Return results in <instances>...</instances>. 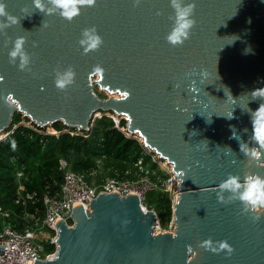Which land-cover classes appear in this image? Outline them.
<instances>
[{
	"label": "water",
	"instance_id": "1",
	"mask_svg": "<svg viewBox=\"0 0 264 264\" xmlns=\"http://www.w3.org/2000/svg\"><path fill=\"white\" fill-rule=\"evenodd\" d=\"M4 3L17 22L0 16V131L17 112L85 129L111 111L177 184L172 232H155V212L136 195L98 193L89 209L73 208L71 225L57 223L55 254L33 264H264V214L220 198L229 175L264 176L253 112L264 108V0H195L196 23L176 45L166 39L171 0H94L71 20L34 0ZM92 27L103 43L85 51L79 41ZM17 37L31 58L25 69L10 62ZM68 68L74 83L61 90L56 74ZM241 142L262 156L249 159Z\"/></svg>",
	"mask_w": 264,
	"mask_h": 264
},
{
	"label": "trees",
	"instance_id": "2",
	"mask_svg": "<svg viewBox=\"0 0 264 264\" xmlns=\"http://www.w3.org/2000/svg\"><path fill=\"white\" fill-rule=\"evenodd\" d=\"M18 121L20 118L12 123ZM52 126L62 128L65 124L58 122ZM120 126H126L125 119L120 120ZM139 158L157 184V188L152 190L153 197L149 199L146 196L145 205L155 210L160 226L165 228L172 219L173 203L163 185L169 173L143 152L138 140L127 137L117 128L111 117L102 115L96 118L91 134L86 137L68 132L42 135L19 125L0 142V208L9 212L8 216L0 215V222L23 230L33 224L32 220L24 217V213H36L42 218V195L54 193L60 186L62 171L59 159L67 161L68 167L82 173L89 181L97 176L93 181L98 183L105 176L134 177ZM26 193H34L33 199H27L24 204L16 201L20 194ZM46 249L53 251L54 245L47 242Z\"/></svg>",
	"mask_w": 264,
	"mask_h": 264
},
{
	"label": "built area",
	"instance_id": "3",
	"mask_svg": "<svg viewBox=\"0 0 264 264\" xmlns=\"http://www.w3.org/2000/svg\"><path fill=\"white\" fill-rule=\"evenodd\" d=\"M101 112L98 117L102 115L109 116L113 119L115 126L119 128L127 137L135 138L140 143V138L137 134L126 132V126H120V120L125 119L123 116L117 115L110 111ZM94 115L87 128L63 126L56 128L53 124L45 126L37 125L35 122L29 121L28 117H22L16 123H10L7 127L0 131V142L6 139L16 127L24 125L35 132L42 135H58L63 132H68L74 135L88 136L91 134L95 119ZM144 153L151 156L152 160L156 162L162 169L169 173L168 179L163 183L165 190L170 194L172 203L177 198V191L173 192L171 185H173L174 176L165 167L166 162L163 163L162 158H157L154 150L140 144ZM137 171L132 178H120L117 176H105L100 182L96 183L93 180L89 181L79 172L73 171L68 167L67 161L59 159V168L62 171V179L59 189L54 193L45 192L42 195L44 204V212L42 218L38 217L36 213H24V217L32 220L33 224L26 226L23 230L15 229L7 222H0V264H33L35 260L46 259L55 254V236L57 232V223L63 220L68 225H71V213L74 207L82 205L85 209H89L90 202L96 197L98 193L117 192V194L136 195L139 197L141 206L144 209H149L145 205L146 193L157 188L149 172L144 168L142 158L136 162ZM128 173V171H126ZM20 176L21 173L18 172ZM23 189V186H20ZM34 193H26L19 195L17 202L21 201L23 204L27 199H33ZM155 212L154 209H151ZM264 214V211H259ZM9 212H3L0 208V215L8 216ZM174 228V226H172ZM47 229L48 231H45ZM154 230L158 232H172L171 230H162L158 215L155 212ZM54 245L53 251H47L46 243Z\"/></svg>",
	"mask_w": 264,
	"mask_h": 264
},
{
	"label": "clouds",
	"instance_id": "4",
	"mask_svg": "<svg viewBox=\"0 0 264 264\" xmlns=\"http://www.w3.org/2000/svg\"><path fill=\"white\" fill-rule=\"evenodd\" d=\"M94 0H34L35 7L48 13L59 12L63 17L71 20L80 12L82 5H91ZM50 5V6H49ZM171 6L175 10V21L171 31L167 34L166 39L173 45L182 44L189 38L191 30L196 23L194 18L195 0H171ZM0 16L6 17L8 22L15 24L17 17L6 11L4 0H0ZM8 27V23H0V30ZM24 38L17 37L13 47L9 51L10 62L15 63L19 59L21 69H25L30 64V55L24 49ZM85 51L96 49L103 43L102 37L96 32L95 27L84 29L82 38L79 41ZM75 72L71 69H65L57 72L55 83L56 86L63 90L74 83ZM257 115L254 119V131L257 136L264 139V108L260 106L254 110ZM230 149V148H229ZM231 150V149H230ZM240 150L249 159H257L262 156L260 151L255 149L249 150L244 142L240 143ZM232 151V150H231ZM224 192L232 195L225 199ZM220 198L225 203L238 200L242 203L243 208L250 212L264 211V176L248 174L241 177L238 174L229 175V177L220 184ZM222 248H228L225 242L220 245Z\"/></svg>",
	"mask_w": 264,
	"mask_h": 264
},
{
	"label": "rangeland",
	"instance_id": "5",
	"mask_svg": "<svg viewBox=\"0 0 264 264\" xmlns=\"http://www.w3.org/2000/svg\"><path fill=\"white\" fill-rule=\"evenodd\" d=\"M95 92L99 95V97H101V98H107V97H109V96H117L116 94H111V93H108V92H106V91H103V90H99V88L98 87H95ZM19 112H17V113H15L14 115H13V120L14 121H16L17 119H21L22 117H23V115L21 114V115H19L18 114ZM101 112H95V115H97V117L99 116V114H100ZM12 120V121H13ZM165 167H167V169L172 173V175H173V172H172V170H171V166L169 165V164H167ZM91 180H94V181H96L97 180V176H93L92 177V179ZM173 185H171V188H172V190H173V192H175V191H177V184H176V180H175V178L173 179ZM146 196L150 199V198H152L153 197V192H152V190L151 191H149V192H147L146 193ZM173 223L170 221L169 223H168V226L167 227H165V228H163L162 226H161V229L162 230H172L173 229ZM45 231H48L47 229H44ZM49 232V231H48Z\"/></svg>",
	"mask_w": 264,
	"mask_h": 264
}]
</instances>
